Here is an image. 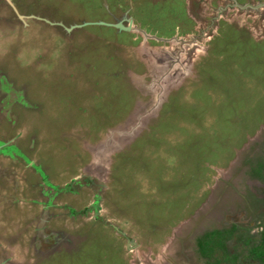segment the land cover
Masks as SVG:
<instances>
[{
  "label": "rangeland",
  "instance_id": "374dc122",
  "mask_svg": "<svg viewBox=\"0 0 264 264\" xmlns=\"http://www.w3.org/2000/svg\"><path fill=\"white\" fill-rule=\"evenodd\" d=\"M12 1L27 16L67 25L132 17L135 29L68 32L24 22L0 0V248L9 263L161 264L163 252L176 255L178 234L219 179L264 164V9ZM111 131V142L126 143L107 161L95 146Z\"/></svg>",
  "mask_w": 264,
  "mask_h": 264
},
{
  "label": "flooded vegetation",
  "instance_id": "af4514ba",
  "mask_svg": "<svg viewBox=\"0 0 264 264\" xmlns=\"http://www.w3.org/2000/svg\"><path fill=\"white\" fill-rule=\"evenodd\" d=\"M29 16L36 19L33 14ZM7 101L8 110L2 109L1 113L9 121ZM263 133L257 134L256 139L264 144ZM15 147L14 141L11 149L16 150ZM231 170L219 179L217 190L190 220L185 234L177 236L175 256L188 264H264L253 254L254 248L264 244V164L245 168V173L236 170L232 175ZM3 257L7 256L0 248V259Z\"/></svg>",
  "mask_w": 264,
  "mask_h": 264
},
{
  "label": "water",
  "instance_id": "95a60500",
  "mask_svg": "<svg viewBox=\"0 0 264 264\" xmlns=\"http://www.w3.org/2000/svg\"><path fill=\"white\" fill-rule=\"evenodd\" d=\"M5 1L12 7V9L16 13L17 17L19 19H21L22 21L25 22V19L30 17V16H27V15L19 13L17 7L15 6V4L13 3L12 0H5ZM230 1L231 2L228 3L226 5V7L230 6V7H234V8L241 9V10H247V11H250V10L260 11V10L264 9V1H258L256 3L240 2L239 0H230ZM221 10H223V9H221ZM34 17L36 19L46 21L47 23L52 24V25H60L61 27H63L68 32H70V31H72L73 29H76V28L84 27L86 25H104V26H108V27H113V28H115V29H117L119 31H132V30L135 29L134 25H133L132 17H127V18H124V19H122L120 21H116V22H108V21L98 20V21H89V22L87 21V22H83L82 24H71L70 26L65 25L62 21H57V22L55 21L54 22V21H50V20H48L46 18H42L40 16H34ZM173 65H175V62L172 63L171 68H172ZM135 128L136 127L133 126L127 132L128 134H130V137H132L131 135H133V137L136 135ZM127 133H122V134L125 135ZM114 135H115V131H111V133L106 138L104 143L101 142L100 144L95 146V150L96 151L100 150L101 153H103V155L101 157L105 156L104 158L107 159L106 156H109L111 154V152L115 151L116 149L117 150L121 149L124 146V144L126 143L123 139H119L115 143L111 142L112 138L115 137ZM108 160H110V158L107 159V161ZM91 183L93 185H96L94 183V181H91ZM128 248H131V245L128 244ZM9 260H10V258H8V257L4 258L3 257L2 260L0 259V264H10V263H8Z\"/></svg>",
  "mask_w": 264,
  "mask_h": 264
},
{
  "label": "crops",
  "instance_id": "0c3cea01",
  "mask_svg": "<svg viewBox=\"0 0 264 264\" xmlns=\"http://www.w3.org/2000/svg\"><path fill=\"white\" fill-rule=\"evenodd\" d=\"M245 2H247V1H245ZM167 248H169V245L166 247V249ZM166 252H163L162 253V261H161V264H188L183 259H181L179 256H175V254H174V248H170L169 249V252H167V253Z\"/></svg>",
  "mask_w": 264,
  "mask_h": 264
},
{
  "label": "trees",
  "instance_id": "16d2710c",
  "mask_svg": "<svg viewBox=\"0 0 264 264\" xmlns=\"http://www.w3.org/2000/svg\"><path fill=\"white\" fill-rule=\"evenodd\" d=\"M253 254L255 257L264 260V244L260 245L258 248H254Z\"/></svg>",
  "mask_w": 264,
  "mask_h": 264
}]
</instances>
